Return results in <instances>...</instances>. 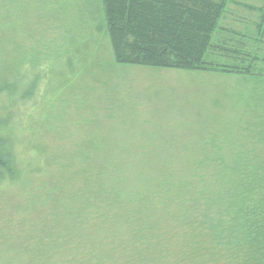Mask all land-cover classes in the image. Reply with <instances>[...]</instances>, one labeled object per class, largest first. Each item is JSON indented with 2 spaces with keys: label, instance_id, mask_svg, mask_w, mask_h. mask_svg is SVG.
<instances>
[{
  "label": "trees",
  "instance_id": "1",
  "mask_svg": "<svg viewBox=\"0 0 264 264\" xmlns=\"http://www.w3.org/2000/svg\"><path fill=\"white\" fill-rule=\"evenodd\" d=\"M97 1L116 65L264 78V57L221 26L230 6L253 7L233 0ZM21 7V0H0V130L10 134L16 97L30 101L39 89L19 92L31 66V58L19 60V38L28 33ZM260 22L255 42L262 45L264 14ZM235 37L230 47L226 41ZM8 134L0 135V211L6 187L24 185L28 199L23 234H0V264H264V155H249L244 144L238 154L210 157L85 153L70 156L67 166L60 157L45 195L35 179L52 159L39 154L38 164L20 167ZM35 197L48 199L45 208ZM60 234L66 245L75 237L82 248L100 249L77 261V249L53 246ZM114 237L120 241L103 249Z\"/></svg>",
  "mask_w": 264,
  "mask_h": 264
},
{
  "label": "rangeland",
  "instance_id": "2",
  "mask_svg": "<svg viewBox=\"0 0 264 264\" xmlns=\"http://www.w3.org/2000/svg\"><path fill=\"white\" fill-rule=\"evenodd\" d=\"M21 1V26L28 27V33L24 31L19 38V60L23 62L31 58V66L27 80L20 81L19 92L32 91L34 86L39 89L30 101H24L20 95L16 97L12 118L7 124L12 127V134L6 129L0 130V135L7 131L13 139L20 167L34 165L35 162L29 163L32 160L38 164L39 154L52 159L46 174L35 179L45 184L43 193L48 190L45 195L60 168L56 163L62 159L67 166L70 156L76 154L110 157L172 154L195 158L238 154L240 145L244 144V151L249 155H264V78L232 75L219 82V87L229 96L225 97L224 108L216 118L196 121L197 126L164 132L158 131L160 128L144 131L141 127L152 123L157 126L160 120L149 114H137L143 107L142 98L148 108H152V103L149 98L135 95L150 89L154 81L165 77L157 74L162 72L157 69L113 63L98 1ZM233 2L254 10L230 6L221 26L241 33L246 37L245 42H250L248 49L253 47L264 57V43L255 42V24L260 21L257 8L264 7V0ZM239 39L229 38L230 41L226 42L232 47L231 41ZM237 77H240L238 81L229 79ZM162 141L165 144H159ZM38 149L42 152L39 153ZM34 156L38 158L34 160ZM24 187L19 184L4 189L10 196L1 207L0 234H23V208L28 199V190ZM37 191L35 189L33 195L39 196ZM35 199L38 200L37 207L45 208L48 199ZM54 236L53 246L57 249L69 250L72 247L78 250L71 255L77 261L87 259L86 254L97 253L100 249L90 245L82 248L75 237L66 245L68 240L62 234ZM114 241H120L119 237L110 238L103 249L110 250ZM57 256L58 262L62 260V256Z\"/></svg>",
  "mask_w": 264,
  "mask_h": 264
},
{
  "label": "crops",
  "instance_id": "3",
  "mask_svg": "<svg viewBox=\"0 0 264 264\" xmlns=\"http://www.w3.org/2000/svg\"><path fill=\"white\" fill-rule=\"evenodd\" d=\"M245 6L246 5H244V7ZM263 10V6L257 8V11L260 12V20L261 16L264 14ZM259 23L261 22L259 21ZM259 23L257 22L256 24L258 25ZM157 70L162 71L157 74L165 78H159L154 81L150 89L135 95V97L143 96L144 98H149L152 103V108H148L142 98L143 107L136 113L146 116L149 114L148 116L151 115L160 120L157 126L152 123L147 125L148 127H141L144 131H155L156 128H160L158 131L164 132L179 127L197 126L196 121L216 118L223 110L225 97H228L229 93L224 92V90L219 87L221 85L219 82H224V79H228L226 78L227 76L232 75L171 69ZM240 77L229 79L238 81ZM159 144H165V142L162 141ZM148 152L151 153L153 151ZM130 157L185 156L172 154H140Z\"/></svg>",
  "mask_w": 264,
  "mask_h": 264
}]
</instances>
